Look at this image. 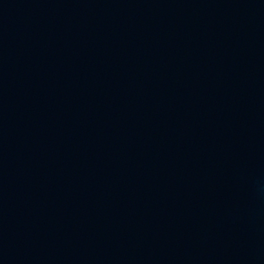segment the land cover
Here are the masks:
<instances>
[{"label":"water","instance_id":"1","mask_svg":"<svg viewBox=\"0 0 264 264\" xmlns=\"http://www.w3.org/2000/svg\"><path fill=\"white\" fill-rule=\"evenodd\" d=\"M0 264H264V0H0Z\"/></svg>","mask_w":264,"mask_h":264}]
</instances>
